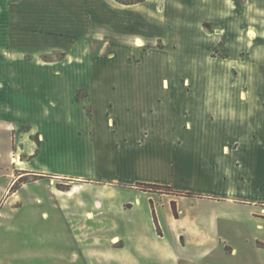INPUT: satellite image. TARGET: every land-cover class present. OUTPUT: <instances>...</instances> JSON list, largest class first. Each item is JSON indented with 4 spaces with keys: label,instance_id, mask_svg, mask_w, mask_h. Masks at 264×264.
<instances>
[{
    "label": "rangeland",
    "instance_id": "rangeland-1",
    "mask_svg": "<svg viewBox=\"0 0 264 264\" xmlns=\"http://www.w3.org/2000/svg\"><path fill=\"white\" fill-rule=\"evenodd\" d=\"M7 1L16 27L11 52L0 47L10 59H0V67L10 74L15 100L6 102L11 88L0 90V264H264V221L253 207L212 197L183 199L176 206L181 219L172 222L164 202V225L155 229L141 202L122 217L137 219L141 228L124 240L117 230L96 229L102 218L91 222L86 212L95 201L116 208L134 199L129 192L108 193L90 184L65 195L60 192L71 189L73 177L28 170L34 159L42 160L44 136L82 176L109 180L111 149L122 143L115 137L110 146L104 100L136 107L120 114L126 126L146 130L140 143L155 142L150 128L173 102L186 108L180 128L187 119L191 132L215 131L218 164L235 170L239 189L264 196V185L242 180L251 163L260 169L254 155L262 152L263 141L242 133L252 127L247 120L253 115L241 118L244 130L233 137L227 116L253 101L264 103V0ZM136 39L142 50L135 49ZM72 55L78 64L70 63ZM58 63L71 65L55 74L49 68ZM18 67H25L24 76H12ZM163 81L169 88H162ZM88 89L95 91L86 106ZM22 93L26 98L16 101ZM203 102L212 106L208 111L221 112V119L203 116L198 122L193 112ZM236 145L237 155H229ZM176 181L190 186V179ZM105 217L121 215L111 208ZM194 223L199 229H192ZM114 236L120 239L112 242Z\"/></svg>",
    "mask_w": 264,
    "mask_h": 264
},
{
    "label": "crops",
    "instance_id": "crops-1",
    "mask_svg": "<svg viewBox=\"0 0 264 264\" xmlns=\"http://www.w3.org/2000/svg\"><path fill=\"white\" fill-rule=\"evenodd\" d=\"M12 11L13 9L11 3L8 5L7 0H0V47H3L1 45L5 46V53H8V51L11 52L10 43L13 42V36L11 33L13 32L14 27H16L13 23ZM10 37H12L11 42L9 40ZM139 41V39H136L135 49L142 50V42L140 41L139 43ZM5 53L0 52V59L10 61L9 57H7ZM72 58L73 61L70 63L78 64L76 61L78 57L72 55ZM70 63H65L66 65L58 63L57 67H50L49 69L54 70L55 74H61L62 69H66L71 65ZM25 64L29 65L30 63L25 62ZM34 67L37 69L46 68L37 66ZM24 69L25 67L12 69V72L14 73L12 76H15V74L18 76H24ZM0 74H4V78L0 81V90L5 89L6 86L8 89L11 88L7 78L10 74H8L7 70L0 67ZM164 82L166 81H163V84H161L162 88H169L167 82L166 86L164 85ZM7 83L9 85H7ZM131 88L136 89V87ZM93 91L95 90H86L88 96L85 97V100L83 101V103H86V106L90 105L89 101L92 96L90 93H93ZM243 91L246 92L247 90L243 89ZM75 92H77V89ZM8 94H12V97L9 99V96L5 95L7 99L6 102L13 103L15 99L12 88L9 89ZM26 96L27 95H25V93H22L21 96H17L19 99H16V101H22L26 98ZM75 97L76 93L74 96V103L76 102ZM2 102L5 103V99ZM174 104L175 103L171 102L167 108L163 107L164 114H160L164 117L163 120L150 128L151 133L154 135L153 138H155V142L150 141L148 143H143L142 140L140 143L139 141L142 139L140 133H143L146 130L142 127V125H140L141 127H136V123L133 124L132 122L129 123H132L133 125L126 126L127 117L125 118L120 114L122 112L121 109L123 108L125 111H129L127 113L130 115L129 113H133L136 107H131L129 105L123 107V103L121 101L112 102L111 100H104L105 125L111 136L110 146L114 147L113 139L115 137L121 139L122 143L120 148L116 149L114 147L111 149L112 153L115 154L109 158V163L107 165V172L113 174L111 177L109 176V180L98 181L90 177L88 178L82 176V174L78 171L79 169L73 167L75 166L74 163H71L69 166L66 165L65 156L61 155L55 147H48L44 136H42V144L40 148V156H42V160L35 163L34 159L33 163H29L30 168H28V170L47 173L53 176L73 177L75 182H72L73 186L71 189L67 192H60L65 195L75 194L82 189L83 185L90 184H98L101 186L102 190L108 193L129 192L134 196V199L123 200L119 202L116 208H113L111 204L105 205L104 203L95 201V207L93 210L86 212V215L89 218H92L91 222H95L96 219L102 218L101 221L95 222L94 225L96 229L117 230L124 240L126 235H134L141 228L140 222L137 219H126L122 217L126 215L128 210L131 211L134 207H138L141 202L145 205V218L147 222L149 221L156 229L152 209L160 228V226L163 227L165 221V215L163 213L164 202L169 211V218L172 222H177L181 218L175 219L173 217L171 203H176L178 209V206H180V202L183 201V199L192 201L193 199H197L196 197H199H183L175 194L176 192L193 193L201 195L202 198L212 197L217 199V202L223 200L227 204L237 203L247 205L253 207L256 213H258L254 215L256 218H260L264 221V196L258 194L255 196L246 195L247 192H245L242 187L239 189L240 185L237 181L238 176L234 173L235 170H233L231 166L229 170H225L224 167L219 166V151H217L218 148L216 144H213V141L218 137L216 133H214L215 131L208 133L205 131V133L198 128L199 131L191 132L189 129L192 127V123L187 119L182 128H180V122H182L180 117L181 115L185 117L186 108L180 109L175 107ZM202 104V110L197 108V110L193 112L198 122L203 119V116L212 115L215 118L221 119V112L219 113L216 110L208 111L212 106L207 105L204 102ZM249 112L251 113V116L253 115V118H250L247 121L251 122L252 127H246L245 131L242 133L244 136L248 137L249 140L256 139L258 141L256 143H261V141H263L261 144V147L263 148L261 149V153L254 155L258 156L255 161L257 167L260 166V169L255 168V163H251L249 176L246 175V177H243L242 180L245 182L251 181L257 185H264V103L260 101H253L251 104L239 106L238 108L229 111L227 116L230 118L231 123L230 137H233L234 134L239 132L241 129L244 130L239 124H242L241 118H244V116ZM195 124H197V122ZM201 124L204 126L203 123ZM137 128L139 130H137ZM222 147L223 150L228 151V148L225 145ZM161 150L163 151L161 152ZM236 152H239L238 145L235 146V149L229 150V155H237ZM43 154H48L47 159H50L48 160L49 162L45 160L46 156ZM117 157H119V159H117ZM194 161L195 166H192ZM230 161L234 162L239 160L236 157L234 160L231 158ZM238 166L239 164H237V167ZM259 172H261L260 175ZM224 175H227L229 184L228 181L226 182V177H224ZM179 178L190 179V183H193H189L190 186L185 188L180 187L175 184L177 182L176 180ZM137 183L170 187L173 192L164 194L150 190L142 191L136 187ZM111 208L114 212H116V214L121 215V217H118L117 220L105 217L107 213L109 214ZM94 209L97 212H94ZM181 215L183 216V214ZM183 224L184 223H182V225ZM191 225L193 230L199 229L198 224L194 223ZM119 239L120 238L118 236H114L111 240L114 242V240L117 241ZM120 243H123V241Z\"/></svg>",
    "mask_w": 264,
    "mask_h": 264
},
{
    "label": "trees",
    "instance_id": "trees-1",
    "mask_svg": "<svg viewBox=\"0 0 264 264\" xmlns=\"http://www.w3.org/2000/svg\"><path fill=\"white\" fill-rule=\"evenodd\" d=\"M139 1H135L132 2L130 4H135L138 3ZM78 95V94H77ZM77 98H79V96H77ZM136 187L142 191H146V190H150L153 192H159V193H164V194H169L171 192H173V190L170 187H165V186H158V185H150V184H141V183H137ZM175 194L179 195V196H185V197H193V196H199L201 197V195H196L193 193H182V192H176ZM171 210L173 213V216L175 219H177V209H176V205L174 202H172L171 204ZM152 215H153V219H154V223L158 229L157 223H156V218H155V214L154 211L152 209ZM159 235V234H158Z\"/></svg>",
    "mask_w": 264,
    "mask_h": 264
},
{
    "label": "bare ground",
    "instance_id": "bare-ground-1",
    "mask_svg": "<svg viewBox=\"0 0 264 264\" xmlns=\"http://www.w3.org/2000/svg\"><path fill=\"white\" fill-rule=\"evenodd\" d=\"M164 85L166 86V82H164ZM17 160V159H16ZM13 162V161H12Z\"/></svg>",
    "mask_w": 264,
    "mask_h": 264
}]
</instances>
